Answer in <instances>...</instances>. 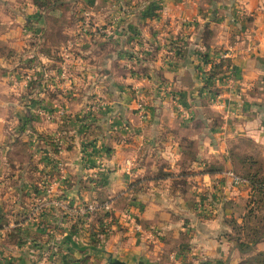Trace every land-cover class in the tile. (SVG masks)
<instances>
[{
	"label": "crops",
	"instance_id": "1",
	"mask_svg": "<svg viewBox=\"0 0 264 264\" xmlns=\"http://www.w3.org/2000/svg\"><path fill=\"white\" fill-rule=\"evenodd\" d=\"M37 1L38 4L34 0H0V228L7 230L9 224L19 221L21 214V264H33L44 244L51 247L58 240V228L70 227L55 209L41 213L37 221L25 218L39 200L37 197L32 202L41 193L35 188L44 183L40 178L49 175L55 180L59 176L52 169L58 159L63 171L60 192L72 205L95 198L110 199L119 208L125 197L122 179L128 177L127 163L134 169L133 172L130 168L135 185L140 184L138 179L152 180L146 186L149 192L144 218L148 217L155 234L159 232V240L156 237L149 241L139 253L133 250L129 261L137 257L144 264L149 259L154 261L152 264H238L243 256L224 234L230 231L228 219L242 222L239 213L244 206L236 205L235 189L227 182L219 188L214 186L222 201L215 205L214 215L202 217L195 207L196 197L199 190L210 192L215 178L201 175L196 169L200 164H219L223 170H231L233 149L242 140L251 146L249 157L258 162L264 160V0ZM67 5L73 7V12L62 10ZM76 7L80 8L74 13ZM77 17L87 18L90 32L80 34L88 39L75 42L72 36L78 34V27L73 29L68 23ZM55 22H60L57 28L53 27ZM71 45L84 51L82 65L87 75L93 67L102 69L103 75L99 76L103 84L96 92L108 103L92 136L99 164L96 160L91 162L102 171L95 197L90 196L85 185L82 138L77 136L71 139L70 151L61 158H50V174L38 166L37 172V159L30 155L21 167V186L11 185L13 182L8 179L11 174L6 158L11 144L3 115L10 113L6 81L12 64L7 59L16 56V52L32 49L33 59L24 57L21 69L42 71L37 74L41 82L51 74L48 70L53 66L47 52ZM93 47L98 51L97 62L89 58L90 52H95ZM106 48L112 53H102ZM220 53L226 54V59L220 62L206 91L203 73L209 67L201 62V57ZM121 66L128 69H120ZM137 67L141 68L140 73ZM158 86L177 96L178 103L171 100L168 92L160 93ZM133 89H140L147 110L148 119L143 123L136 112ZM38 91L39 103L48 99L58 102V96H42ZM76 97L71 107L80 104L82 90ZM26 113L31 114L29 108L21 111V120ZM53 126L45 124L50 131ZM38 131L41 136L45 128ZM189 147L195 148L191 157ZM178 177L190 180L184 193L171 188V178ZM16 195L21 208L18 200L14 203ZM46 226L55 233L54 240L46 237L51 232ZM67 232L68 229L64 238L61 236V248L55 251L51 264H86V258L94 253L79 246ZM0 244L7 246L9 242L1 240ZM85 245L92 244L89 241ZM101 246L129 262L105 244L96 248ZM259 251H264V242L257 245L256 252ZM78 253L83 254L81 258Z\"/></svg>",
	"mask_w": 264,
	"mask_h": 264
},
{
	"label": "rangeland",
	"instance_id": "2",
	"mask_svg": "<svg viewBox=\"0 0 264 264\" xmlns=\"http://www.w3.org/2000/svg\"><path fill=\"white\" fill-rule=\"evenodd\" d=\"M79 8L80 7H76L74 9V13H76ZM62 10L73 12V7L70 5L65 7L63 6ZM63 23H66V20ZM80 23L81 19H78L77 17L73 22H69L68 25L71 24L72 28L75 29L76 27L81 26ZM192 23L193 21H191V24ZM58 24H60V22H55L53 27L57 28ZM99 30V28L96 29L98 34L100 33ZM85 38L87 37H82L80 34L72 36V39L75 42L78 40H84ZM59 39L61 41L62 37ZM75 42L73 44H75ZM76 46L78 45H71V48H63L60 46V48L55 51L47 52V55L52 58L51 61L53 66L52 68H49L50 70H48L51 74L48 77L45 76L44 80L41 82L39 80L40 77L37 76V74L39 75L42 71H38L36 68H33V70L29 72L27 70L30 69H26V71L25 69H21V61L22 59L24 60V57L25 60L33 59L32 53L34 51L32 49L24 52H16V56L10 58L8 57L7 59L10 64H12L10 70L11 74L8 75L6 81L7 89L10 93V113L8 115H3V118L8 122V138L10 141L9 144H11L9 147V154L6 158L8 161V174H11L8 176V179L10 182H13L10 183L11 185L14 184L17 187L21 186V167L25 166L23 163L25 158L30 155L33 159L36 158V169L39 167L42 171L45 169V171L49 173L50 166H52L50 158H52V156L61 158L63 154L70 151L72 148L71 139L73 140V137L77 136L82 138L81 149L84 161L85 185L89 189L88 193L90 192V196H94V194H96V190L100 187L101 168H97V165L91 161L96 160L95 162L97 163L99 161V156L96 158L95 154L97 152V145H95V142L93 141L94 138L92 136L95 133L94 130L98 125L97 122H99L101 112L108 107V103H105L99 92H96L98 86L103 84L101 83L103 78L99 76L101 74L103 75V73L101 68L93 67L91 68V73L87 75L85 67L82 65L84 51L80 48H76ZM93 51L95 52H90L89 58L92 61L96 60L97 62L98 51H96L95 47H93ZM102 53L106 55L108 53L111 54L112 52H108V48H106ZM209 58L211 62L215 59V55H210ZM122 62L124 63V61ZM30 66L32 65H28V68ZM123 66H121L120 69H128ZM136 70L139 73L141 72V68L137 67ZM212 70H215L214 67L208 72L203 73V82ZM206 84L207 83H204V89L208 91L209 86H206ZM86 87H88V90H86ZM160 87L161 86H158L160 93L167 95L168 92V95H170L169 90L161 89ZM39 89L42 90L40 91L41 93L38 91ZM79 90H82L83 98H79L80 104L78 107H71V103L73 99L75 100L77 98L76 96L79 93ZM133 90L135 96L134 102L136 106L139 101L143 106L141 107L143 112L139 110L138 106V109H136L137 115L139 116L141 123H143L146 119H148L147 110L144 107V100L140 89ZM37 91L42 94V96L52 95V98L58 96V102L55 104L48 99L46 103L44 102V104L39 103L36 99ZM84 92L85 94H83ZM26 95L29 97L24 98ZM170 98L173 102L178 103L177 96L173 97L170 95ZM178 107H180V105ZM25 108H29L31 114L26 113L24 116L25 119L21 120V111ZM51 123L54 125V130L52 131H50L51 129L45 127V124ZM27 126H30V129L26 130ZM38 128H43V130L45 128V133L39 136ZM200 136L202 137L203 135ZM189 149V157H191L195 148L189 147ZM250 149L251 146L244 140H242V142H240L239 145L233 149L232 166L231 164L229 165L231 170H223L222 165L219 164H200L198 166V169L196 170L201 175L207 174L215 178V180L211 182L210 188L212 189L210 192L204 191L202 193V191H198L199 193L196 197L195 207L202 217L210 218L214 215L215 205L218 203L221 204L222 202L220 197L221 194H219V191H215V188H219V186L227 184V182L235 189L234 198H236V202H238L236 205L240 203L241 206H244V210H241L242 212L239 213V215H241L242 222L240 224L236 223L239 227H241L244 223L248 206L250 208L253 206V208L257 209V205L252 204L250 200L251 190L249 180L245 178V175L248 173L253 174L255 172H259L261 176H264V160L262 162H258L252 157H249L247 154ZM245 157L252 158V160L256 161V163L243 164L241 159ZM60 161L61 160L58 159L53 165L54 168H52L59 173L57 179L51 180L49 175H47L44 179L43 177L40 178V180L44 182L40 185V187L39 185L35 186V188L39 190L38 194L40 192L41 193L36 195V197L32 199V202L34 203L37 197L39 200L37 199L34 206L30 207L25 213V218L29 221H37L41 213H45L49 209H55L58 213V217L67 220L70 227H59L58 240H55V242L51 244V247H47V245L44 244L43 248L38 251V255H36V259L33 264H51V261L57 254L55 251L61 248V236L66 233L67 229L69 230L67 233L72 235L73 239L79 243V246H92L96 248L100 244H105L107 249L114 253H119L126 261L130 260V255L133 253V250L137 251L134 253H139L140 247L146 248L149 241H155L156 237L159 240V232L158 234H155L156 230L148 224V217L146 219L144 218V215L146 216V202L148 199L146 195L149 192V189H147L146 186L147 184L150 185L151 183L148 182L152 180L136 179L137 183L140 182V184L138 183V185H135L136 181L133 177V173L131 172V169L133 172L134 169L127 163L125 172L128 177L126 179H122V195H125V197L123 198V201L119 203V208L113 204L110 199L98 200L95 198L92 199L93 201L90 200L72 205L60 192L63 187V184H61L63 171L61 169L62 166ZM31 165V163L26 164L27 167ZM187 168L188 167H185L184 169L190 170V168ZM40 169H38L37 172ZM230 173H233L235 176L243 180L244 183H235L230 177ZM178 180L179 182L171 188L177 192L179 191L184 193L190 180L181 178ZM3 184L6 185L5 182ZM33 193L37 194L35 192ZM237 199H239V201H237ZM255 199L256 198H254V200ZM10 200L13 201V199ZM16 200H18V195L15 196L14 203L19 201L21 208L20 199L18 201ZM254 200L252 198V201ZM39 202H42V206L40 207ZM259 206L261 205L259 204ZM106 207L108 209H106ZM263 213L264 208H261L257 211V213H255V215L259 217ZM250 222L252 224H256L257 220L253 219ZM227 227L230 229L229 226ZM45 229L51 231L46 234L47 238L54 236L55 233L53 230L48 228V226H46ZM7 233L8 237L5 238ZM87 239L92 245H85L89 244ZM1 240L8 241L9 244H7V246L6 244H0V264H21V244H23L21 243V214L19 221L9 224L7 230L0 228V242ZM8 245L11 246V249H9ZM92 253H94L93 256L86 258V264H106L104 259L99 257V255H103H97V252L94 251ZM82 255L83 254L78 253L80 258ZM51 256L53 258H51ZM153 262L154 261L149 259L147 264H152Z\"/></svg>",
	"mask_w": 264,
	"mask_h": 264
},
{
	"label": "trees",
	"instance_id": "3",
	"mask_svg": "<svg viewBox=\"0 0 264 264\" xmlns=\"http://www.w3.org/2000/svg\"><path fill=\"white\" fill-rule=\"evenodd\" d=\"M34 2L38 4L37 0H34ZM40 5L42 4L40 3ZM201 62L206 64L210 62V59L208 56L203 55ZM213 67L215 70H212L204 79V83H207L206 86L215 77V72L220 67V64ZM241 162L243 164L256 163V161L249 157L241 159ZM245 178L249 180L251 190L250 200L252 204L257 205V209L253 208V206L251 208L248 206L244 223L241 227L236 224L235 220L228 219L226 223L230 227V231L225 232L224 236L232 244L233 249H236L243 256V259L238 264H264V251L256 252L257 245L264 242V213L259 217L255 215L258 210L264 208V176H261L259 172H255L253 174L248 173L245 175ZM178 182V179H173L172 186ZM252 198L253 200L254 198L256 199L252 201ZM253 219L257 220L256 224L250 222Z\"/></svg>",
	"mask_w": 264,
	"mask_h": 264
},
{
	"label": "built area",
	"instance_id": "4",
	"mask_svg": "<svg viewBox=\"0 0 264 264\" xmlns=\"http://www.w3.org/2000/svg\"><path fill=\"white\" fill-rule=\"evenodd\" d=\"M84 17H86V16H84ZM80 25L81 26H79L78 27V34H88L89 32H90V28H89V23H88V20H87V18H81V23H80ZM224 59H226V54H224V53H221V54H219V55H216L215 56V59H213V61H211V62H209V63H206V64H204V65H206L207 67H209V70L213 67V66H215V65H217V64H219L221 61H223ZM214 103L215 104H218V101L217 100H215L214 101ZM137 106H138V108H139V110L141 111V112H143V110H142V108L141 107H143L142 106V103L139 101V102H137ZM137 108V109H138ZM230 175V177L232 178V180L235 182V183H237V184H241V183H244V181L243 180H241L240 178H238L237 176H235L233 173H230L229 174ZM41 206V204H40V202H39V207ZM106 209H108L107 207H106Z\"/></svg>",
	"mask_w": 264,
	"mask_h": 264
},
{
	"label": "water",
	"instance_id": "5",
	"mask_svg": "<svg viewBox=\"0 0 264 264\" xmlns=\"http://www.w3.org/2000/svg\"><path fill=\"white\" fill-rule=\"evenodd\" d=\"M83 249H88L89 253H92L93 251L103 253V256H101L106 264H144L143 260L141 258L133 257L131 261L125 262L118 258V256H113L111 253L106 252L101 246L100 248H94L92 246H85Z\"/></svg>",
	"mask_w": 264,
	"mask_h": 264
}]
</instances>
